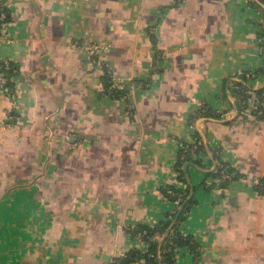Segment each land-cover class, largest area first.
Wrapping results in <instances>:
<instances>
[{
    "label": "crops",
    "instance_id": "0c3cea01",
    "mask_svg": "<svg viewBox=\"0 0 264 264\" xmlns=\"http://www.w3.org/2000/svg\"><path fill=\"white\" fill-rule=\"evenodd\" d=\"M0 4V264L143 249L132 232L174 212L170 185L196 241L173 264H264V116L233 90L240 71L264 89V0ZM219 161L237 177L209 190Z\"/></svg>",
    "mask_w": 264,
    "mask_h": 264
},
{
    "label": "trees",
    "instance_id": "16d2710c",
    "mask_svg": "<svg viewBox=\"0 0 264 264\" xmlns=\"http://www.w3.org/2000/svg\"><path fill=\"white\" fill-rule=\"evenodd\" d=\"M3 11H4V8L0 4V14ZM2 70H4L5 73L6 72L8 73V68L7 69L4 68V65H2ZM240 78L241 80H236L234 82V86L236 87L233 89L235 95H237L240 98L239 102L237 103L238 111L239 109L242 108V106L247 107L249 100H251L252 98H253L252 104H254L255 102H260L264 100V89L253 90L252 92H249L247 90V87L242 83V80H244L245 78L244 73L241 74ZM9 84L10 82L7 81V85ZM122 92L123 90H119L118 94ZM257 108L258 109H255L256 113L262 115L261 117H263L264 116V106L260 104ZM195 143L197 144V140ZM192 145L193 143H185L183 145V147L180 150L179 157H178V165H181L182 162L187 159H192L193 158L192 156L194 157L197 156V153H199L200 151V143L196 145L195 149L191 148ZM181 154H183V157H181ZM196 162L198 163L199 161H196ZM221 170L228 173L230 175V178L225 179L219 183L215 182L213 184H209L208 186H206L207 189L209 190L214 189L218 185H221L222 187L227 186L230 181H232L235 177H237V174L233 173L231 166L224 163L223 161H219L218 163H216V166L214 167V169H212L211 171H208L207 174L215 178L220 174ZM180 177H181V173H180ZM260 183H258L256 187L260 186L262 188L264 186V183L263 184H260ZM167 189H172L175 192L174 196L168 195ZM164 193L171 200H173L178 194L182 193L181 195L182 202H183L182 209L178 211H174L166 219H164L162 222H160L159 224L155 226L141 225L138 228H135L132 233L136 234V232L144 231V230L147 234H151L156 231L160 233H164L169 230L168 235L165 236L163 243H165L164 246H168L170 250L163 252L162 258L160 260H157L155 258L157 242L150 241L149 248L146 252H141L139 249H136V248L130 249L126 252L124 258L120 260L119 264H159V263L160 264H173V261L176 257L173 251L175 247L187 246L191 251H194L196 247L195 239L190 234H187L186 236L183 235L182 233L184 231L182 230L181 224H180L181 221L185 219L191 205L194 203V199L192 196H189L187 198L188 193H189V187L186 186V188H180L174 185H170L164 188Z\"/></svg>",
    "mask_w": 264,
    "mask_h": 264
},
{
    "label": "built area",
    "instance_id": "2783aa9c",
    "mask_svg": "<svg viewBox=\"0 0 264 264\" xmlns=\"http://www.w3.org/2000/svg\"><path fill=\"white\" fill-rule=\"evenodd\" d=\"M3 65H4V68H7L8 67L7 64H3ZM239 74L241 75L242 74V71H240V72L237 73V75H239ZM6 81H7V77H6L5 73L1 70L0 71V85H5L6 84ZM235 87L236 86H234V88ZM123 96L126 97V94L124 93ZM234 100L238 103L239 100H240V98L237 95H235L234 96ZM260 104L264 106V100H262L260 102H255L253 104V108L254 109H258L257 107ZM239 113L241 115H246V114H249L251 112H250V109L248 107L242 106V108L239 109ZM196 145H197L196 143H193V145L191 146V148L192 149H195L196 148ZM181 157H183V154H181ZM219 165H220V163H219ZM214 167H213V169H214ZM229 178H230V175L228 173H226L225 171L221 170L220 174L217 177H215L214 179H215V181H217L219 183V182H221V181H223L225 179H229ZM218 186L220 188L222 187L221 185H218ZM167 193L170 196H174V194H175V192L172 189H167ZM181 195H182V193L178 194L172 200L173 203H174V205H175V210L174 211L181 210L182 207H183V202H182ZM168 232H169V230L167 232H164V233H160V232L156 231V232H153L151 234H147L145 232V230L144 231L136 232L135 236H136L137 240L140 241L142 244H144L143 249L141 247H138L137 249H139L141 252H146L148 250V248H149L150 241H155V242H157V249H156V253H155V258L157 260H160L162 258L163 252H166V251L170 250V248L168 246H164L165 243H163L165 236L168 235ZM170 233H171V231H170ZM182 234L186 236L188 233L183 232ZM162 245H163V247H162ZM180 250H183L186 253L187 252L188 253L191 252V250L187 246H181V247H178L177 246V247H175L173 249L174 254L177 256L178 253L180 252ZM125 254L124 253H121V254H116V255L112 256L111 259H110V263L109 264H119L120 260L124 258ZM140 261H141V259H140Z\"/></svg>",
    "mask_w": 264,
    "mask_h": 264
}]
</instances>
